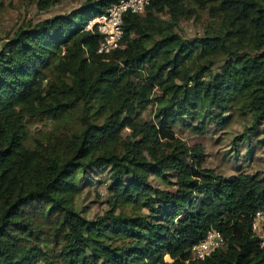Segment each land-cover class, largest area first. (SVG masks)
Listing matches in <instances>:
<instances>
[{
	"label": "trees",
	"instance_id": "trees-1",
	"mask_svg": "<svg viewBox=\"0 0 264 264\" xmlns=\"http://www.w3.org/2000/svg\"><path fill=\"white\" fill-rule=\"evenodd\" d=\"M115 1L0 39V264H264L251 231L264 211V0H148L99 54L85 27ZM190 20L201 31L186 37ZM233 125L223 156L246 158L230 174L176 136L224 141ZM93 184L106 196L92 214ZM209 229L223 245L192 259Z\"/></svg>",
	"mask_w": 264,
	"mask_h": 264
},
{
	"label": "rangeland",
	"instance_id": "rangeland-1",
	"mask_svg": "<svg viewBox=\"0 0 264 264\" xmlns=\"http://www.w3.org/2000/svg\"><path fill=\"white\" fill-rule=\"evenodd\" d=\"M82 1L83 0H63V2L57 6H54L46 11H39L36 9L34 3L31 2V0H0V39H4L5 37L13 35L16 29L24 21L31 19L33 22H35L39 19H44L54 14L68 12L71 9L78 7ZM91 20L88 21V25L85 27V29H88L89 22ZM180 27L181 29H179V31L186 37H192L201 31L200 24H196L192 20L181 22ZM39 124L36 123V125L33 127L36 128ZM240 127V125L228 127L227 129L230 133L224 136V141H217V138L208 135V131H204L198 136H193L190 133L183 134L182 136L177 134L176 136L187 142L189 145H195L196 143H201L204 145L206 153L205 165L210 167L218 166V169L222 171V173H227V167L239 165L245 166L246 156L241 155L242 157L240 158H229L228 155L230 153H227L226 156H223L227 150V145L225 144L230 139V137H232V132L238 133ZM258 157H264V148L258 152ZM261 164L264 165V161ZM253 167H257L256 163H254ZM231 171H229L227 174H230ZM84 191H88L87 201H93L90 204L92 214L95 212L99 213V211H101L104 207L103 198L106 196V185L93 184L89 190L85 189ZM97 195L101 197V199L99 198L100 202H95V200L98 199ZM173 263L174 259L169 254H166L164 256V264Z\"/></svg>",
	"mask_w": 264,
	"mask_h": 264
},
{
	"label": "built area",
	"instance_id": "built-area-1",
	"mask_svg": "<svg viewBox=\"0 0 264 264\" xmlns=\"http://www.w3.org/2000/svg\"><path fill=\"white\" fill-rule=\"evenodd\" d=\"M148 3V0H117L104 13L95 16L87 30H96L100 37L97 52L107 55L118 49L123 36V15L128 11L143 13ZM251 231L260 245L264 246V211H257L253 216ZM223 242L220 231L209 229L201 240L192 245V259H205L221 247Z\"/></svg>",
	"mask_w": 264,
	"mask_h": 264
}]
</instances>
